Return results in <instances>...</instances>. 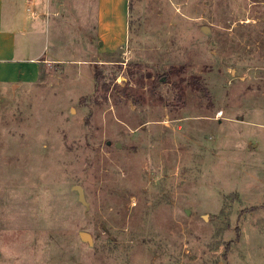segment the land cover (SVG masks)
<instances>
[{
    "label": "rangeland",
    "instance_id": "rangeland-1",
    "mask_svg": "<svg viewBox=\"0 0 264 264\" xmlns=\"http://www.w3.org/2000/svg\"><path fill=\"white\" fill-rule=\"evenodd\" d=\"M98 2L4 0L45 62L0 84V264H264V0H129L110 54Z\"/></svg>",
    "mask_w": 264,
    "mask_h": 264
},
{
    "label": "crops",
    "instance_id": "crops-1",
    "mask_svg": "<svg viewBox=\"0 0 264 264\" xmlns=\"http://www.w3.org/2000/svg\"><path fill=\"white\" fill-rule=\"evenodd\" d=\"M129 0H99L98 26L99 49L114 53L124 46L128 36ZM4 0H0V84L15 86L19 83L39 81L43 52L36 55L22 52L17 32L9 28L3 16Z\"/></svg>",
    "mask_w": 264,
    "mask_h": 264
},
{
    "label": "water",
    "instance_id": "water-1",
    "mask_svg": "<svg viewBox=\"0 0 264 264\" xmlns=\"http://www.w3.org/2000/svg\"><path fill=\"white\" fill-rule=\"evenodd\" d=\"M120 145V144H118ZM78 191H79V198L82 202H85L86 203V199H85V196H84V192H83V188L81 185H77L75 187ZM83 236L86 237L87 239L91 240V235L87 232H83Z\"/></svg>",
    "mask_w": 264,
    "mask_h": 264
}]
</instances>
